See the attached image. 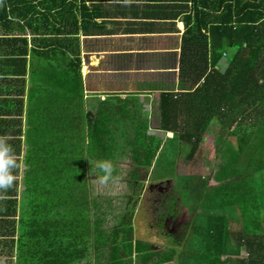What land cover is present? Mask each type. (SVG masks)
<instances>
[{"label": "trees", "instance_id": "16d2710c", "mask_svg": "<svg viewBox=\"0 0 264 264\" xmlns=\"http://www.w3.org/2000/svg\"><path fill=\"white\" fill-rule=\"evenodd\" d=\"M201 2L195 4L200 15L191 30L206 44L196 75L199 85L191 92L161 97L160 128L174 134L169 154L176 162L167 158L168 166L160 173L174 177L172 168L181 153L195 173L184 177L183 190L196 203L193 210L205 207L204 217L192 222L187 235V242H201L198 263L264 264V0ZM62 6L58 0H0V30L10 35L0 37V53L8 58L0 63V136L9 138L20 166L26 137L20 216V167L16 185L0 193L7 197L0 201V236L8 238L0 242V264H79L92 247L101 256L111 249L109 264H131L127 259L133 252L143 254L150 247L133 239L134 229L126 222L123 231L109 234L101 219L92 221L91 212L98 206L84 193V166L89 160L112 161L123 150V141L138 167L152 168L166 158L168 144L159 154L163 144L148 135V121L128 112L117 114L108 103L96 113L87 112L81 61L77 53L71 56L62 49L63 39L52 52L48 38L34 40L47 43L39 46L44 51L32 48L27 31L47 35L49 14ZM33 52L41 57L44 84L34 85L27 95L28 57ZM35 75L32 70L30 80ZM212 124L220 127L217 140L226 158L214 175L215 186L196 174L200 146ZM176 202V197L170 199L163 218L174 212ZM242 249L246 257H241ZM176 255L174 247L158 254L161 262Z\"/></svg>", "mask_w": 264, "mask_h": 264}, {"label": "crops", "instance_id": "0c3cea01", "mask_svg": "<svg viewBox=\"0 0 264 264\" xmlns=\"http://www.w3.org/2000/svg\"><path fill=\"white\" fill-rule=\"evenodd\" d=\"M63 2L58 0V4L61 3L64 9L53 11L48 16L47 35L41 37L27 31L32 48L44 51V47L39 46L41 43H48L51 45L48 47L49 52H52L59 47V39H63L62 49L71 56L77 53L81 61L83 103L87 112L96 113L102 103H108L109 108L111 106L117 114L126 115L128 112L129 116L148 121L149 131L154 128V133H172L163 131L160 121L158 129L151 124L155 117L160 120V102L163 94L191 92L199 85L196 75L201 68L200 59L205 53L206 44L200 34L193 35L191 30L195 17L200 13L195 4L201 5V0ZM203 32L209 35L208 32ZM4 36L8 38L10 35H4L0 30V37ZM35 38L49 40L47 43L35 42ZM33 53L28 57L27 95L34 85L44 84V76L41 77L39 70L41 57ZM7 59L6 55L0 53V63ZM32 70L36 73L35 81L30 80ZM26 118H23L22 124L24 132L27 130ZM128 131L132 133L131 130ZM25 138L22 136L18 216L21 214L20 209H23L26 188V167L23 161ZM121 142L120 146L123 143ZM4 198L7 197L0 196V201ZM7 240V237L0 236V242ZM166 244L164 249L159 245L158 250H154L156 246L148 245V251L143 254L133 252L127 260L131 264H185L182 258L189 253L182 247L172 261H159L158 254H165L173 248H169L167 242ZM147 253L152 256L143 260L142 256ZM121 256L123 259L127 258L124 252Z\"/></svg>", "mask_w": 264, "mask_h": 264}, {"label": "rangeland", "instance_id": "374dc122", "mask_svg": "<svg viewBox=\"0 0 264 264\" xmlns=\"http://www.w3.org/2000/svg\"><path fill=\"white\" fill-rule=\"evenodd\" d=\"M159 121L155 117L151 126L158 129ZM151 130L148 135L162 141L163 145L159 154L164 145L168 144L165 151L166 158L160 159L158 165L156 160L152 168L138 167L132 159L131 147L123 144V150L116 152L115 159L111 161L114 165V172L107 182H101L98 178L102 175L96 168L98 161L89 160L85 163L86 180L84 185L86 190L84 193H87L91 200L94 199L98 206L95 210H92L91 219L92 221L101 219L102 229L109 234L117 230L123 231V223L126 222L127 225L132 226L134 229L133 239L135 241L150 242L147 245L156 246L154 250H158L159 245H161V249H164V246H167L166 242L169 244V248L174 247L177 251L182 247L187 250V253L191 254L189 262H185V264H201L198 263L199 258L202 256L201 242H187L188 240L185 241L182 238L186 230L191 229L189 227L192 220L194 221L200 216L204 217L203 211H205V207H198L197 212L193 210L196 203H193L191 198L187 199L183 190L185 185L184 177L195 175V173L190 169L191 164L182 156L184 153H181L182 157H179L175 167L172 168L174 177L163 176L160 172L167 168V158L171 164L176 162L175 157L169 154L172 151V144L169 139L174 134L154 133V128H151ZM219 133L220 127L212 124L205 133L198 154L199 167L196 174L206 176L209 179L210 186L218 184L214 175L226 163V158L223 156L222 151L219 150L220 144L217 140ZM133 134L132 132L131 136ZM164 178L176 180L167 183ZM172 196L177 197V202L174 215L168 216L165 228L162 224L159 225L158 213H161V211L165 210V207L169 206ZM171 228L176 230V240H174V235L163 234V230L170 233ZM172 239L174 241L178 239V242H173ZM110 251L111 249H106L105 254L101 256L92 247L89 255L79 264H109ZM240 253L242 254L241 257L247 256L243 249Z\"/></svg>", "mask_w": 264, "mask_h": 264}, {"label": "clouds", "instance_id": "9594fccd", "mask_svg": "<svg viewBox=\"0 0 264 264\" xmlns=\"http://www.w3.org/2000/svg\"><path fill=\"white\" fill-rule=\"evenodd\" d=\"M20 164L14 146L7 137L0 136V193L11 190L17 182L16 172ZM101 182H107L113 175L114 165L111 161L104 160L96 163Z\"/></svg>", "mask_w": 264, "mask_h": 264}, {"label": "flooded vegetation", "instance_id": "af4514ba", "mask_svg": "<svg viewBox=\"0 0 264 264\" xmlns=\"http://www.w3.org/2000/svg\"><path fill=\"white\" fill-rule=\"evenodd\" d=\"M174 180H176V179H174ZM174 180H168L167 179V181H165V180H163V181H165V182H169V181H174ZM172 197H175V196H172ZM171 197V198H172ZM177 198V197H176ZM169 199V198H168ZM176 204V203H175ZM168 207V206H167ZM167 207H165V210L164 211H161V213H158L159 214V216H158V218H159V225H163L164 227L165 226H167V220H168V216L169 215H174V212L173 213H168V215L166 216V217H162L163 216V214L167 211ZM192 222H193V220L191 221V224H190V227L189 228H192ZM166 228V227H165ZM191 231V229H187L186 230V232H185V234L183 235V237L182 238H184L186 241L188 240L187 239V235L189 234V232ZM170 233H168V232H166V230H163V234L165 235H167V234H169V236H171V235H174V240H176V238H177V236H176V230H175V228H171V231H169ZM187 232H188V234H187ZM182 238H180V239H182ZM177 242H178V239H177ZM179 242H181V241H179ZM185 242V241H184Z\"/></svg>", "mask_w": 264, "mask_h": 264}]
</instances>
